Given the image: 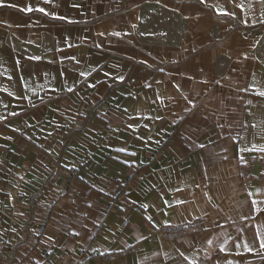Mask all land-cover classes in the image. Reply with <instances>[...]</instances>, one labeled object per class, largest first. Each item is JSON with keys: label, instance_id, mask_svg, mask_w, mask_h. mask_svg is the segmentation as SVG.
<instances>
[{"label": "crops", "instance_id": "0c3cea01", "mask_svg": "<svg viewBox=\"0 0 264 264\" xmlns=\"http://www.w3.org/2000/svg\"><path fill=\"white\" fill-rule=\"evenodd\" d=\"M0 5V264H264V0Z\"/></svg>", "mask_w": 264, "mask_h": 264}, {"label": "snow or ice", "instance_id": "6c2138e0", "mask_svg": "<svg viewBox=\"0 0 264 264\" xmlns=\"http://www.w3.org/2000/svg\"><path fill=\"white\" fill-rule=\"evenodd\" d=\"M48 2H50V0H48ZM201 2L203 3L204 0H201ZM0 6H3V5H0ZM37 10L40 11V12H45V9L44 8H39ZM27 11L31 12V11H33V9L31 7H29L27 9ZM82 75H83V73H82ZM69 91H71V89H69ZM261 95H264V93H261ZM13 115H15V113H13ZM0 119H6V117L5 118H0ZM201 147H203V145H201ZM253 203H255V201ZM262 246H264V245H262Z\"/></svg>", "mask_w": 264, "mask_h": 264}, {"label": "trees", "instance_id": "16d2710c", "mask_svg": "<svg viewBox=\"0 0 264 264\" xmlns=\"http://www.w3.org/2000/svg\"><path fill=\"white\" fill-rule=\"evenodd\" d=\"M197 226H198V224H195V225H182L180 227L174 228V230L179 232L180 230L193 229V228H195Z\"/></svg>", "mask_w": 264, "mask_h": 264}]
</instances>
